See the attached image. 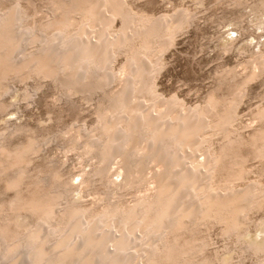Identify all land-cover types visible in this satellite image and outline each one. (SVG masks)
<instances>
[{
	"label": "bare ground",
	"instance_id": "obj_1",
	"mask_svg": "<svg viewBox=\"0 0 264 264\" xmlns=\"http://www.w3.org/2000/svg\"><path fill=\"white\" fill-rule=\"evenodd\" d=\"M52 2L53 17L31 25L25 23L24 10L0 8V96L11 80L32 77L53 80L68 95L90 96L107 87L109 77L113 79L111 62L122 54L127 79L120 89L104 93L97 127L78 134L84 141L74 140L71 146L92 154L102 166L89 171L86 182L108 173L116 162L123 188L138 187L150 178L155 192L128 208L105 204L100 212L67 195H51L27 170L31 155L40 150L38 139L30 135L8 147L0 133V180L15 195L0 205V264H230L224 258L204 257L207 243L197 235L203 226L215 225L224 237L244 245L243 251L263 255L264 222L251 234L248 214L263 210L264 185L236 189L235 183L244 180L247 157L264 164V128L244 139L231 127L242 86L257 77L260 62L244 76L231 100L209 95L198 114L180 113L173 102L151 98L161 55L183 28L180 22L136 14L123 0ZM259 7L264 8V0ZM115 18L122 26L110 33ZM160 105L164 108L157 110ZM255 117L263 123L264 108ZM20 128L11 134L23 131ZM212 134L221 139L213 153L203 146L211 143ZM200 154L203 160L197 164ZM13 169L17 172L10 177ZM63 187L71 188L68 183ZM14 216L27 221L19 224Z\"/></svg>",
	"mask_w": 264,
	"mask_h": 264
},
{
	"label": "rangeland",
	"instance_id": "obj_2",
	"mask_svg": "<svg viewBox=\"0 0 264 264\" xmlns=\"http://www.w3.org/2000/svg\"><path fill=\"white\" fill-rule=\"evenodd\" d=\"M123 2L136 14L154 17L156 20L164 19L168 24L177 21L183 26L178 31L180 33L176 32L171 46L161 53L163 63L153 78L151 98L154 102L170 101L178 112L196 115L204 108L209 95L218 101L231 100L244 76L253 71L258 61L260 67L257 69V77L242 86L243 95L235 105L236 119L231 122V127L244 139L251 137L253 131L264 128V122L255 117L256 112L264 108V8L259 7L261 0ZM54 7L52 0L0 2L1 12L11 8L24 10L27 13L26 24L45 23L53 17ZM121 26L120 19L115 18L110 22L108 31L116 33ZM90 35L94 41L93 34ZM118 55L110 65L113 79L109 77L107 87L105 85L103 90L94 91L93 96L78 93L68 95L53 80L33 77L16 81L14 79L13 82L11 80L8 83L10 88L0 96V104L5 105L4 111L0 109V133L7 140L4 139L3 142L8 147H13L31 135L41 144L39 152L31 155V164L27 165L30 176L39 177L44 192L67 195L75 203L98 212L102 211L100 209L105 204H118L128 208L136 200L151 196L155 190V184L150 178L138 187L123 188V173L116 162L109 166L108 173L92 176L91 181L86 182L87 173L102 166L97 165V159L92 154L86 155L78 146H71L74 140L77 143L84 141V138H76L78 134H90L97 127L98 104L105 92L120 89L127 79L125 57ZM161 108H164L163 105L156 109L162 110ZM18 127L23 131L11 134ZM219 139L220 136L212 134L211 143L203 146L213 153L219 147ZM245 153L247 152L244 150L243 154ZM202 160V155H197L195 163L199 164ZM244 167V180L235 183L236 189L244 185H264V164L258 158L247 157ZM15 171L17 172L13 169L8 175L14 176ZM56 174L60 175V179L55 178ZM64 183L70 184L69 191L64 190ZM4 186L3 180H0V205L8 204L15 196L13 191L5 190ZM24 194L25 198L29 197L27 192ZM263 210L249 212L248 228L251 234L253 230L254 233L259 230L260 222H264ZM13 219L19 224L27 221V218L18 220L16 216ZM33 225L37 226L35 222ZM39 230L44 229L40 227ZM198 237L207 243L204 249L206 258H224L230 264H264V254L254 256L243 251L244 245L241 247L232 238L224 237L219 226H203ZM215 262L212 264H218Z\"/></svg>",
	"mask_w": 264,
	"mask_h": 264
}]
</instances>
